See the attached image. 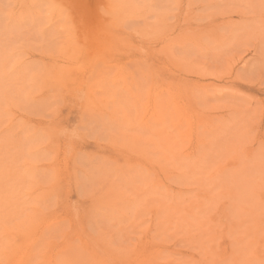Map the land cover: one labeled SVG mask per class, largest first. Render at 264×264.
I'll return each instance as SVG.
<instances>
[{"label": "rangeland", "instance_id": "1", "mask_svg": "<svg viewBox=\"0 0 264 264\" xmlns=\"http://www.w3.org/2000/svg\"><path fill=\"white\" fill-rule=\"evenodd\" d=\"M18 1L0 0V264L26 237L28 264H138L144 247L264 264V0ZM179 89L204 145L175 129Z\"/></svg>", "mask_w": 264, "mask_h": 264}, {"label": "bare ground", "instance_id": "2", "mask_svg": "<svg viewBox=\"0 0 264 264\" xmlns=\"http://www.w3.org/2000/svg\"><path fill=\"white\" fill-rule=\"evenodd\" d=\"M23 1V0H22ZM36 1V0H35ZM35 1L33 0V2L35 3ZM28 2H31V0L30 1H28ZM33 2H31V4L33 3ZM20 3V0L18 1V4ZM33 3V4H34ZM21 4V3H20ZM24 4H26V3H24ZM30 4V5H31ZM32 4V5H33ZM29 5V6H30ZM23 6V5H22ZM18 7V6H17ZM31 8L33 7V6H30ZM30 7H28L27 9H30ZM35 8V7H34ZM36 10H37V8H35ZM35 9H34V14H35ZM54 9V8H53ZM58 9V8H57ZM17 10V9H16ZM15 10V11H16ZM20 10H23L22 8L20 9ZM20 10H19V7H18V12H19V17L18 16H14V17H18V18H21V19H23L22 17H24V16H20ZM30 11H31V9H30ZM33 11V10H32ZM31 11V12H32ZM54 11V10H53ZM22 13H23V11H21ZM58 13V12H57ZM13 14V13H12ZM14 14H15V12H14ZM17 14V13H16ZM15 14V15H16ZM25 15V14H24ZM27 15V14H26ZM27 16H29V17H32V16H30V15H27ZM39 16V15H38ZM37 16V17H38ZM33 17H34V15H33ZM25 18V17H24ZM28 18V17H27ZM193 26V25H192ZM195 28H199V27H195ZM200 29V28H199ZM197 30V29H196ZM195 30V31H196ZM166 33V32H165ZM165 33H164V35H165ZM192 33V32H191ZM196 33V32H195ZM164 35H162V37H164ZM75 38V37H74ZM97 39V38H96ZM118 40V39H117ZM122 40V39H121ZM100 41H101V39H100ZM97 42V41H96ZM95 42V43H96ZM73 43H74V41H73ZM97 43H99V41L97 42ZM71 45H72V43H71ZM93 45V44H92ZM101 45H103L102 43H101ZM99 46V48H100V44L98 45ZM107 46V45H106ZM114 47H115V45H113ZM70 47H72V46H70ZM95 47H97L96 45H95ZM102 47V46H101ZM111 47V46H110ZM109 47V48H110ZM124 47V46H123ZM128 47V46H127ZM127 47H124V48H126L127 49ZM68 48V47H67ZM98 48V47H97ZM104 47H102L101 48V51L102 50H104L103 52L105 53V50L106 49H103ZM106 48V47H105ZM112 48V47H111ZM123 48V49H124ZM63 50H65V49H63ZM71 50V49H70ZM116 50V49H115ZM120 50V49H119ZM96 51H97V49H96ZM95 51V52H96ZM100 51V52H101ZM117 51V50H116ZM73 52H74V49H73ZM73 52H71L69 55V59H71L72 60V55H73ZM78 52V51H77ZM87 52V51H86ZM106 52H108L107 50H106ZM115 52V51H114ZM114 52H111V53H114ZM122 52V51H121ZM120 52V53H121ZM67 53V52H66ZM79 53V52H78ZM89 53V52H88ZM104 53H103V55H104ZM116 53V52H115ZM118 53H119V51H118ZM81 54V53H80ZM80 54L78 55L77 53H76V55H78V56H80ZM76 55H74L73 56V58H76L77 56ZM109 55H110V52H109ZM109 55L107 54V56L109 57ZM118 54H116V57H118L117 56ZM83 57H84V52H83V55H82ZM91 56V55H90ZM112 56V55H111ZM114 56V55H113ZM120 56V55H119ZM71 57V58H70ZM82 57V58H83ZM93 58V57H92ZM106 58V60H109V61H111V60H113V59H110L111 57H109V59H107V57H104L103 59H105ZM112 58H114V57H112ZM66 59V58H65ZM116 59V58H115ZM75 60H78V58L77 59H74L73 61H75ZM106 60H104V61H106ZM72 62V61H71ZM82 62V61H81ZM84 63V62H83ZM120 63V62H119ZM82 64V63H81ZM77 65V64H76ZM119 65H121V64H119ZM119 65H117V66H119ZM108 66H110V65H108ZM71 67V66H70ZM114 67V66H113ZM121 67H122V65H121ZM61 68V67H60ZM63 68V67H62ZM65 68V67H64ZM117 68V67H116ZM119 70L121 69V68H118ZM60 70V69H59ZM74 70V67L72 68L71 67V69L70 68H65V69H61V72L59 73V77H58V83H56V84H60L61 86L64 84L65 85V83H66V85H67V81L69 80V79H73V78H67L68 76H72L71 75V73H69V72H72ZM69 71V72H68ZM79 71V70H78ZM73 73V72H72ZM79 74V73H78ZM76 76V75H75ZM124 76H127L126 74H124V72H123V70L120 72V74H119V76H117L115 79H114V83H117V85H118V83L119 82H121V81H123V83H124V87H125V89L127 90H129L130 91V89H132V87L130 88V86H129V83H128V80L124 77ZM78 77L76 76V79H77ZM68 79V80H67ZM76 79H74V80H76ZM160 79H163V78H160ZM67 80V81H66ZM121 80V81H120ZM170 80V79H169ZM55 82H57V81H55ZM74 82V84L76 83L75 81H73ZM159 82V81H158ZM157 82V83H158ZM52 83V82H51ZM182 83V82H181ZM180 83V84H181ZM53 84H54V81H53ZM69 84V83H68ZM73 84V85H74ZM190 84V83H189ZM60 85H58V86H60ZM63 85V86H64ZM70 85V84H69ZM72 85V86H73ZM76 85V84H75ZM79 85H82V86H85V85H88V84H86L84 81L82 82V83H80ZM77 86V85H76ZM164 86H166V85H164ZM176 86H178L177 84H176ZM181 86V85H180ZM193 86V85H192ZM192 86H191V88H192ZM70 87V86H69ZM86 87V86H85ZM88 87H89V85H88ZM179 87V86H178ZM66 88V87H65ZM91 88L92 87H90V88H88V89H86V90H88V92H86V93H90V92H92V90H91ZM161 88V87H160ZM195 88H197V86L195 87ZM201 88V87H200ZM199 88V89H200ZM82 89V88H81ZM85 89V88H84ZM157 89V88H156ZM194 89V88H193ZM203 89V88H202ZM63 90V89H62ZM94 90V89H93ZM133 90V89H132ZM173 90V89H172ZM176 90V89H175ZM175 90L173 91V94L171 95V92H170V95L172 96H169V97H171V99H172V103L171 102H169V101H171L170 100V98L168 99V100H166L165 101V99H163L164 101L163 102H165V104L166 103H168L169 102V104H166L168 107H173V112H172V122H173V124H174V126H175V129H184V128H182L183 127V125H184V127L186 128L185 129V131L184 132H182V131H180V132H178V134H180L181 135V137H182V139L185 137L187 140H189L190 141V143L193 145H204L203 144V142H205V140L203 141V140H201L199 137L201 136V134H199V126H200V128H202L201 126H203V127H205L206 128V130H207V128H208V126H209V123H210V121H208V120H206V121H202L201 119H200V116H198V115H196V113H194L193 112V107H191V105H190V102L188 103L187 101H188V99L190 100V98H188L189 97V95H187V92H182L181 93V91H180V89H179V92H178V94H176L175 93ZM79 91H80V89H79ZM84 91V90H83ZM95 91V90H94ZM164 91V90H163ZM194 91V90H193ZM77 92V91H76ZM132 92V91H131ZM157 92H158V90H157ZM156 92V93H157ZM165 93H167V92H169V89H168V91L166 92V90L164 91ZM190 92V91H189ZM85 93V94H86ZM150 93V92H149ZM149 93H148V95H149ZM153 93H155V92H153V89H152V94ZM155 93V94H156ZM165 93H163L162 95H160V96H164L165 97ZM161 94V93H160ZM76 95H78V93H76ZM75 95V96H76ZM82 95V94H81ZM90 95V94H89ZM88 95V96H89ZM91 95H93V93H91ZM94 95H95V93H94ZM132 95H134V94H132ZM96 96V95H95ZM98 96V95H97ZM134 96H136V95H134ZM155 96V95H154ZM154 96H152V95H149V97H153L154 98ZM156 96H159V94L158 95H156ZM156 96H155V98H156ZM167 96V94H166V97H168ZM191 96V95H190ZM81 97V96H80ZM79 97V98H80ZM90 97V96H89ZM164 97H162V98H164ZM165 97V98H166ZM187 97V98H186ZM84 98V97H83ZM157 98H159V97H157ZM162 98H160V100H162ZM77 99V98H76ZM86 99V98H85ZM89 99V98H88ZM101 99V98H100ZM99 99V100H100ZM193 99V98H192ZM87 100V99H86ZM90 100V99H89ZM91 100L92 101H94L95 99H93V98H91ZM103 100V99H102ZM186 100V101H185ZM88 101V100H87ZM154 101H156V99L154 100ZM154 101H150L151 103V117L153 118H155V120H156V118H157V121H158V119H162L161 118V114H158L157 113V108L159 107V106H157L155 103H154ZM157 101H158V99H157ZM84 102V101H83ZM89 103H90V101H88ZM87 102V103H88ZM95 102H97V101H95ZM149 102V101H148ZM161 102V101H160ZM160 102H159V104H160ZM162 102V104H164ZM88 103V104H89ZM104 103H105V101H104ZM173 104V106H171V104ZM100 105H101V103H99ZM158 104V103H157ZM192 104V103H191ZM92 105V104H91ZM105 105V104H104ZM108 105V104H107ZM161 105V104H160ZM166 105H164V106H166ZM90 106V105H89ZM147 106H149V108H150V105H147ZM147 106H145L146 108H148ZM166 106V107H167ZM93 107V106H92ZM108 107H109V105H108ZM88 108V107H87ZM96 108V107H95ZM94 107L92 108V109H95ZM97 108H98V106H97ZM89 109V108H88ZM100 109H101V107H100ZM105 109V108H104ZM108 109V108H107ZM157 109V110H156ZM98 110H99V108H98ZM148 110V109H147ZM165 110H167L166 108H165ZM164 110V111H165ZM168 110H169V108H168ZM116 112H117V110H115ZM148 111H150V109L148 110ZM172 111V110H171ZM195 111V110H194ZM94 112H96V111H94ZM147 112V111H146ZM145 112V113H146ZM160 112V111H159ZM163 112V111H162ZM161 112V113H162ZM113 113H115L114 111H113ZM119 113V112H118ZM117 113V114H118ZM148 114H149V112H148ZM147 114V115H148ZM140 115V114H139ZM171 115H169V117H171ZM118 116V115H117ZM160 116V117H159ZM122 117H123V115H122ZM127 116L126 115H124V118H125V120L124 121H126V120H128V118H126ZM143 117H146V114H145V116H143ZM151 117H150V119L149 120H151ZM203 117V116H202ZM119 118V119H118ZM118 118H116L117 120H122L123 118H120V116L118 117ZM147 118V117H146ZM114 120V119H113ZM120 120V121H121ZM146 120V119H145ZM148 120V119H147ZM148 120V121H149ZM210 120H212V119H210ZM215 120V119H214ZM144 123H145V121H143ZM161 122H163V121H160V123ZM214 122V121H213ZM124 123H126V122H124ZM159 123V124H160ZM215 123V122H214ZM213 123V124H214ZM156 124V123H155ZM158 124V125H159ZM162 124V123H161ZM145 125H146V123H145ZM211 126V125H210ZM204 128V129H205ZM210 128V127H209ZM213 130H214V125H213ZM209 130V129H208ZM182 132V133H181ZM205 132H209V131H205ZM179 136V135H178ZM184 138V139H185ZM185 142V141H184ZM176 143V142H175ZM189 143V144H190ZM206 143V142H205ZM178 144V143H177ZM191 145V146H192ZM198 146H196L197 148H198ZM206 146V145H205ZM193 147V146H192ZM204 147V146H203ZM191 148V147H190ZM189 148V149H190ZM195 148V147H194ZM197 148H196V151H197ZM200 148V147H199ZM198 148V149H199ZM192 150V149H191ZM195 149H193L192 150V154H193V157H195L196 158V155L194 156V154H195V151H194ZM116 151V150H115ZM120 152V151H119ZM187 152H189L188 150H187ZM189 154V156L190 155H192V154ZM198 153V152H197ZM126 156H128V155H126ZM128 157H130V156H128ZM127 157V158H128ZM253 158H255V157H253ZM130 160H131V158H129ZM250 159V158H249ZM138 161V160H137ZM127 162V161H126ZM131 162V161H130ZM139 162V161H138ZM150 162V161H149ZM133 162H131V164H132ZM151 163V162H150ZM149 163V164H150ZM196 163V162H195ZM130 164V163H129ZM139 164V163H138ZM138 164H136V165H138ZM143 165H145V166H148V163H145V164H143ZM129 166V165H128ZM131 167H132V165H130ZM135 167V166H134ZM155 167V166H154ZM148 168H150V167H148ZM151 169V168H150ZM148 172H150L149 170H147ZM59 175V174H58ZM159 177V176H158ZM156 179V178H155ZM158 181V180H157ZM159 183V182H158ZM154 184V183H153ZM160 184V183H159ZM155 185V184H154ZM156 187V186H155ZM153 188V187H152ZM42 194V193H41ZM40 198V197H39ZM41 231V230H40ZM12 232V231H11ZM36 232H38V231H36ZM13 233V232H12ZM18 233V232H17ZM21 233V232H20ZM22 233H24V232H22ZM36 234V233H35ZM16 236V235H15ZM18 236V235H17ZM35 237V236H34ZM29 239V238H28ZM27 239V237H26V239H23V241H25L26 242V240H28ZM31 239V238H30ZM15 241V240H14ZM23 241H21V240H18V241H16L15 242V248L13 249V252H10L9 253V255H10V257H9V255L8 256H6V257H9V260H10V264H28V262H30V260H29V257L30 256H32L30 253H31V251H30V253H29V249H27V251H28V253L30 254H27V251L25 250V248H27V247H23V245H22V243H23ZM33 242H35V240L33 241ZM32 242V244H34ZM154 243V242H153ZM32 244H31V246H32ZM142 244H144V243H142ZM10 245V244H9ZM147 245V244H146ZM10 247H14V245L12 244V245H10ZM148 248H149V246H148ZM1 249V248H0ZM11 249V248H10ZM20 249V250H19ZM141 249V248H140ZM143 249V253L142 254H140V255H138L137 256V258H138V260H140V262H138V264H140L141 262H147L148 264H153V263H155L156 262V260H157V252L155 251V249L153 250L154 252H151V250H148L147 248H142ZM5 250V249H4ZM139 250V249H138ZM96 251V250H95ZM140 251V250H139ZM2 252V251H1ZM3 252H5V251H3ZM111 253V252H110ZM7 254V253H6ZM92 254V253H91ZM96 254V253H95ZM107 254H108V252H107ZM98 255V254H97ZM97 255H95V256H97ZM109 255V254H108ZM111 255V254H110ZM130 255V254H129ZM95 256L94 257H92V259L94 258V260H95ZM100 256V255H99ZM104 256V255H103ZM102 256V257H103ZM118 256H120V255H118ZM33 258V257H32ZM51 258V257H50ZM98 258V257H97ZM96 258V259H97ZM105 258V257H104ZM137 258H134V259H137ZM8 259V258H7ZM35 259V258H34ZM52 259L53 258H51L50 260L52 261ZM104 260H106V259H104ZM104 260H102V262H101V264L104 262ZM107 260H109V259H107ZM114 260V259H113ZM138 260H136V261H138ZM2 261V260H1ZM51 261H49V263L51 262ZM53 261H54V259H53ZM52 261V262H53ZM96 261V260H95ZM135 261V260H134ZM56 262V261H55ZM109 262V261H108ZM54 263V262H53ZM51 264V263H50ZM104 264V263H103ZM137 264V263H136ZM141 264H144V263H141ZM178 264V263H177Z\"/></svg>", "mask_w": 264, "mask_h": 264}]
</instances>
